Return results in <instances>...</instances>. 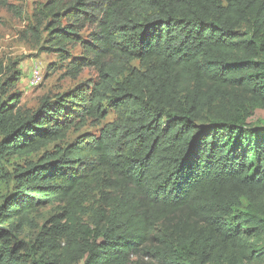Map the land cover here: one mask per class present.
Returning a JSON list of instances; mask_svg holds the SVG:
<instances>
[{
	"label": "trees",
	"instance_id": "1",
	"mask_svg": "<svg viewBox=\"0 0 264 264\" xmlns=\"http://www.w3.org/2000/svg\"><path fill=\"white\" fill-rule=\"evenodd\" d=\"M26 34L97 78L23 111L0 59L1 149L39 155L0 206V264H264V0H49Z\"/></svg>",
	"mask_w": 264,
	"mask_h": 264
},
{
	"label": "rangeland",
	"instance_id": "2",
	"mask_svg": "<svg viewBox=\"0 0 264 264\" xmlns=\"http://www.w3.org/2000/svg\"><path fill=\"white\" fill-rule=\"evenodd\" d=\"M48 1L11 0L10 2L22 11L21 16L6 9L0 11V59L6 64L16 63L22 71V79L18 85V90L22 97L20 106H22L23 111H35L39 108L44 98L68 92L79 84L85 83L90 79L96 80L97 78V73L93 69H86L77 80L65 77L68 62L60 61L56 55L42 54L39 51V47L30 41L26 30L32 21L33 12L37 5ZM217 1L218 3H223V0ZM72 54L76 57L80 56V48L74 49ZM36 71L40 72L42 76V80L37 86L31 85L32 77ZM114 120L115 114L110 111L107 119L102 122L100 127L88 126L78 133H71L68 140L60 144L73 143L79 136L86 133L98 136L100 130ZM252 121L257 127H264V110H258ZM5 131V129L0 127V154H3L0 157V206L15 193L16 171L34 162L39 156L20 158L17 155H8V151L1 149V145L5 140ZM57 212V208L53 207L41 210L40 218H37L38 229L35 232L26 234L24 240L21 238L26 242V245L31 244L39 233L42 235L45 223ZM32 262V257H25L22 264H32Z\"/></svg>",
	"mask_w": 264,
	"mask_h": 264
},
{
	"label": "built area",
	"instance_id": "3",
	"mask_svg": "<svg viewBox=\"0 0 264 264\" xmlns=\"http://www.w3.org/2000/svg\"><path fill=\"white\" fill-rule=\"evenodd\" d=\"M42 80V76H41V73L36 71L32 77V80H31V85H35L37 86Z\"/></svg>",
	"mask_w": 264,
	"mask_h": 264
}]
</instances>
